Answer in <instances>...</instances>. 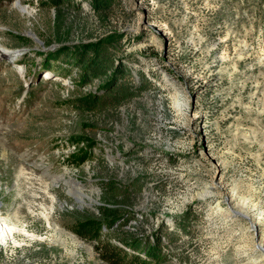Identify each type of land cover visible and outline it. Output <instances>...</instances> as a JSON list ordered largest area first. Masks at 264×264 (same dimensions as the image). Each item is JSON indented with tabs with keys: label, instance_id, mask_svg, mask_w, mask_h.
Segmentation results:
<instances>
[{
	"label": "rangeland",
	"instance_id": "1",
	"mask_svg": "<svg viewBox=\"0 0 264 264\" xmlns=\"http://www.w3.org/2000/svg\"><path fill=\"white\" fill-rule=\"evenodd\" d=\"M93 1L0 0V220L18 230L0 264H106L102 246L133 253L132 238L159 247L147 264H248L264 240V0ZM112 35L135 93L78 109L103 85L52 57ZM211 182L218 210L191 200ZM229 204L254 209L257 235Z\"/></svg>",
	"mask_w": 264,
	"mask_h": 264
},
{
	"label": "trees",
	"instance_id": "2",
	"mask_svg": "<svg viewBox=\"0 0 264 264\" xmlns=\"http://www.w3.org/2000/svg\"><path fill=\"white\" fill-rule=\"evenodd\" d=\"M93 5L98 9L102 7V1L94 0ZM116 42H118V38L112 35L97 44L74 45L71 47L64 46L59 48L52 57L56 62L65 59L70 64L73 63L79 67L80 72L77 75V80L81 85L89 84L94 80L101 81L103 86L98 92L80 96L72 100V103L78 109L94 111L105 102L120 104L122 100L130 99L134 95L135 90L133 91L129 87H126L125 83H118L119 79L117 76L122 71L118 70V66H114L113 58L109 56L107 51V48ZM107 76L109 79L104 82L103 79ZM98 93L100 94L97 96ZM106 189L112 192V184L106 185ZM115 216L116 214H113V217ZM81 233H91V231L85 226L81 228ZM118 241L131 248L133 253L124 252L118 248L102 246V248L105 247L101 250V259L104 263L147 264V261L141 258V253H144L148 259L153 258L156 261L158 259L163 260V256L159 254V247L157 250V244L155 243L150 244L140 238L118 239Z\"/></svg>",
	"mask_w": 264,
	"mask_h": 264
},
{
	"label": "bare ground",
	"instance_id": "3",
	"mask_svg": "<svg viewBox=\"0 0 264 264\" xmlns=\"http://www.w3.org/2000/svg\"><path fill=\"white\" fill-rule=\"evenodd\" d=\"M16 7H17V9H19V11H21V12L24 11V9L20 5H17ZM43 76H44V79H46V73H44ZM171 99H172L171 100L172 101L171 103L173 105L172 107L174 109V112H176L177 118L178 117H179V119L185 118L188 115V113H189L188 112L189 111V102L187 100L183 99V97L182 96H179V95H173ZM178 121H180V120H178ZM68 182H73V181L72 180H69ZM215 188H221V186L219 185L218 182L217 183L211 182L208 185H206L205 189L202 192L198 193L197 196H195V197H192L191 196L192 197L191 200L192 199H195V198H197L198 201H206V200H209L210 201V200H212L211 205L213 204V206H214L213 209L218 210L219 209L220 202L223 201V196L221 194L216 196V193L214 192V189ZM250 209L245 210L246 212L244 211V213H243V212H239L237 209L235 210V208L233 206H231V204H229V208L226 210L227 211L226 213H227V217H228L229 220H231V219L234 220L235 218L236 219L237 218H239V219L241 218V219H244L246 222L249 221V223H248V225L246 227V230H245L246 233H248V232H251L252 233V232L256 231V235H257L258 234L257 227H258V223L259 222H256V221H254L252 219V217H254L256 213H252L254 211V209H251V210ZM221 211H223V210H221ZM231 214H233V215H231ZM235 215L238 216V217H236ZM207 220H208V218H207ZM15 230H17L16 227L6 226L2 222V220H0V245L6 243V240L9 239L12 236V234L15 233ZM254 234H253V236H255ZM253 246H254V249L251 250V252H250L251 253V258H247V259H250L248 261V264H264V240L262 239L259 243H257L256 245H253ZM235 263H236V261H235Z\"/></svg>",
	"mask_w": 264,
	"mask_h": 264
}]
</instances>
